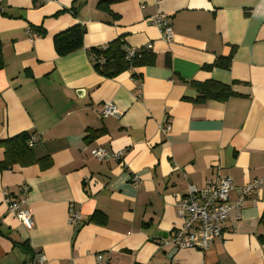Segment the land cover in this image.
<instances>
[{
    "label": "crops",
    "instance_id": "1",
    "mask_svg": "<svg viewBox=\"0 0 264 264\" xmlns=\"http://www.w3.org/2000/svg\"><path fill=\"white\" fill-rule=\"evenodd\" d=\"M97 1L0 0V142L27 133L33 158L46 159L0 173V264H29L24 242L43 264H264V0H125L111 6L117 20ZM156 14L171 20L170 42L149 24ZM78 24L82 48L58 57L53 37ZM118 37L150 46L154 64L97 73L89 50ZM230 52L228 70L203 69ZM205 81L235 96L194 104L189 83ZM105 103L120 116L100 117ZM96 147L124 151L121 163L96 161ZM219 176L235 187L262 180L240 218L226 222L225 241L205 251L160 248L181 225L176 206L188 187ZM4 193L24 200L30 230L7 211ZM95 212L104 225L89 221Z\"/></svg>",
    "mask_w": 264,
    "mask_h": 264
},
{
    "label": "built area",
    "instance_id": "2",
    "mask_svg": "<svg viewBox=\"0 0 264 264\" xmlns=\"http://www.w3.org/2000/svg\"><path fill=\"white\" fill-rule=\"evenodd\" d=\"M149 24L159 28L163 41L170 42L173 39V27L171 20L162 15L156 14L148 19ZM150 50V46H146ZM139 49L127 48V57H131ZM98 115L102 118H118L119 111L112 103H105L97 107ZM170 126L161 128L163 134H167ZM30 139L29 147L34 145ZM90 155L98 162L113 160L121 163L124 151L108 152L102 147L90 150ZM131 183L135 187L140 180L136 176L131 177ZM262 186V180H254L244 186L235 187L229 177H218L215 181H207L202 189L193 186L188 187L187 194L177 203V217L181 225L160 241V248H175L179 250L198 249L205 251L215 244L225 241V225L231 216L240 218V212L246 199L257 196ZM235 192V197L231 194ZM3 203L7 211L15 216L28 230L32 227V220L24 200L11 198L4 193ZM80 216L77 212L71 211L69 222L77 223ZM97 263L102 258L97 256ZM44 258L36 255L29 264H43Z\"/></svg>",
    "mask_w": 264,
    "mask_h": 264
},
{
    "label": "trees",
    "instance_id": "3",
    "mask_svg": "<svg viewBox=\"0 0 264 264\" xmlns=\"http://www.w3.org/2000/svg\"><path fill=\"white\" fill-rule=\"evenodd\" d=\"M124 1L98 0L95 8L100 12L106 13L112 20H117L118 16L112 13L111 6ZM29 31L35 36H45V32L41 27L29 26ZM85 33V27L78 24L56 34L52 39L56 55L58 57H64L80 50ZM127 48L129 47L125 45L122 38L118 37L106 45L90 49L89 54L94 70L103 77L114 78L126 71L154 64V55L149 50L140 48L133 56L127 57ZM231 59L232 52L227 57L217 58L213 64L204 66L203 69L208 71L214 68L228 70ZM165 65L169 68V56H166ZM3 67L4 63L0 45V70ZM189 84L196 92L195 98L191 99V101L197 105L204 104L207 101L224 102L230 97L235 96L229 85H224L219 82L205 81L190 82ZM29 140V134L21 133L0 142V147L4 151V158L0 162V173L10 170L14 165L27 167L46 160H36L33 158L32 149L28 145ZM261 219L262 223H264V213ZM89 221L100 225H104L106 222L104 216L97 212L92 214ZM17 246L27 254H31L30 258H34V254L30 253L26 242L17 244Z\"/></svg>",
    "mask_w": 264,
    "mask_h": 264
}]
</instances>
